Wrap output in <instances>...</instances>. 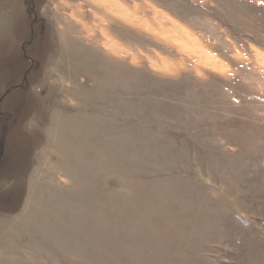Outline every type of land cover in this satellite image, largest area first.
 <instances>
[{
    "label": "rangeland",
    "instance_id": "obj_1",
    "mask_svg": "<svg viewBox=\"0 0 264 264\" xmlns=\"http://www.w3.org/2000/svg\"><path fill=\"white\" fill-rule=\"evenodd\" d=\"M0 264H264V0H0Z\"/></svg>",
    "mask_w": 264,
    "mask_h": 264
}]
</instances>
